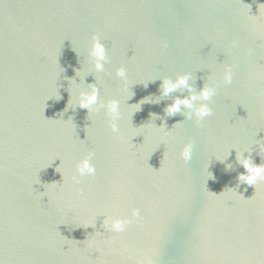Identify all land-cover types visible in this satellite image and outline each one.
<instances>
[{
	"label": "water",
	"instance_id": "1",
	"mask_svg": "<svg viewBox=\"0 0 264 264\" xmlns=\"http://www.w3.org/2000/svg\"><path fill=\"white\" fill-rule=\"evenodd\" d=\"M93 35L108 51L104 73L92 68ZM227 65L231 85L221 79ZM121 66L126 81L115 75ZM185 72L196 91L217 86L203 127L165 114L190 93L161 97V79ZM92 83L101 100H120L119 134L104 110L76 106ZM258 141L264 0H0L3 264H264V182L239 184L245 169L236 160L237 150L264 163ZM89 151L96 175L77 184L76 164ZM132 208L141 217L125 232L103 227Z\"/></svg>",
	"mask_w": 264,
	"mask_h": 264
},
{
	"label": "clouds",
	"instance_id": "2",
	"mask_svg": "<svg viewBox=\"0 0 264 264\" xmlns=\"http://www.w3.org/2000/svg\"><path fill=\"white\" fill-rule=\"evenodd\" d=\"M249 12H250V8H249ZM259 15H261L260 10H259L258 15H252V16H259ZM237 46H238V41L234 40L232 42L231 47L235 48ZM164 47L165 48L168 47L167 42L164 43ZM253 53H254V49L249 48L247 54L249 56H252ZM89 56L92 61V68H93L94 73H104L105 64L110 62V58L108 55L107 48L99 35H93L92 37L91 46L89 49ZM77 75L81 76V80H83L84 75H87V74L82 75L80 71H77ZM115 75L121 80L126 81L127 80V69L123 66L118 67L115 70ZM97 79L98 77L96 76V80ZM192 79L193 77L190 72H185L183 74L177 75L174 79L172 77L162 78L160 96L167 97V96H170L173 92H176L177 90L187 89L190 95L187 97H182V96L175 97L173 99V102L165 108V114L168 117H173L178 113H182L186 117L187 120H190V121L194 120L197 125L203 127V123L206 120V118L213 115V109L210 106L209 102L216 95L217 86L215 83H206L202 89H200L199 91H196L193 84L190 83ZM221 79L225 85L232 84L233 82V66L232 65L225 66V70H224V73ZM146 86H147V83H145V87ZM100 91L101 89H100L99 83L88 84L87 90H81L79 92L76 106L82 109H87L89 114L99 113L101 110H104L106 116L109 119V125L111 128V131L113 133L119 134L120 127H119L118 121L121 119V116H122L121 102L119 99H116V98L108 99L106 101L101 100ZM131 96L129 97V99L131 98ZM51 98L52 97H50L49 99ZM55 98L58 101L62 97L59 94H57L55 95ZM70 103H71V100L69 101L67 108H71L69 106ZM143 103H145V101L141 100L140 103L131 105V107L135 108L134 112L138 111L140 109L141 104ZM67 108L65 109V111H67ZM152 115L153 117H156V114H152ZM157 128L165 129L164 126L157 127ZM171 131L172 130L166 131V132L170 134ZM257 144L260 145L259 154L261 156H264V142L258 141ZM193 150H194L193 141L189 140L187 143L183 145L180 151V157L185 163H188L192 160ZM244 153L245 151L238 152L236 150V160L238 164L243 166V168L245 169V172L241 173L238 177L239 184H247L248 186H255V189H256V185L258 183L264 182V163L256 164L253 161L251 155L245 156ZM94 157H95V153L92 151H89L83 159L78 161V163L76 164V175L72 177L75 183L79 184L81 182L82 177H86V176L92 177L96 175L97 169H96L95 164L93 163ZM218 160H220L221 162H224L223 159H218ZM60 165L56 168V171L59 173H61L60 171H58V169H60ZM49 166H51V164ZM226 167L230 169L231 165H226ZM209 174H210L208 177L209 179H215V177L211 173ZM62 183H52V184H62ZM237 187H239V185H237ZM228 190H234V189H228ZM82 191L83 190H81V194H82ZM238 195H240L243 199H245L243 195L241 194H238ZM252 198L245 199V200H251ZM140 217H141V210L139 208H132L130 218L128 217H116V218L105 217L103 220V227L109 232L123 233L127 230V228L133 222V220H138ZM95 224L96 223H91L88 225H84V227L91 226L94 228ZM72 241H76V240H72ZM77 242H80V241H77ZM0 264H3L2 260H0Z\"/></svg>",
	"mask_w": 264,
	"mask_h": 264
}]
</instances>
